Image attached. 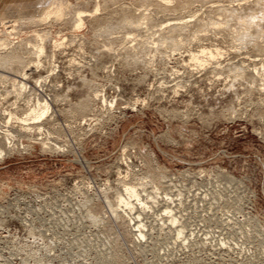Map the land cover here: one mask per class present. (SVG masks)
I'll use <instances>...</instances> for the list:
<instances>
[{
	"label": "rangeland",
	"instance_id": "1",
	"mask_svg": "<svg viewBox=\"0 0 264 264\" xmlns=\"http://www.w3.org/2000/svg\"><path fill=\"white\" fill-rule=\"evenodd\" d=\"M17 1L0 0V17H9L4 5ZM65 1L87 13L96 4ZM205 9L193 23L223 21ZM16 12L4 20L16 21L13 34L0 27V40L8 41L1 54L36 31L46 39L21 96L3 78L10 72L0 70V128L13 136L0 159V264H264V92L251 72L264 64V52L257 50L264 45V18L244 39L245 28L234 21L210 25L203 35L197 27L186 30L174 51L157 28L166 19L162 11H150L146 30L131 33L145 43L155 39L153 46L123 41L127 30L96 32L92 20L73 38L53 18L34 29L23 26V14ZM118 13L111 19H121ZM52 40L64 42L53 49ZM199 47L217 48L219 55L201 68L188 58ZM22 56H31L30 66L37 62L36 55ZM94 91L107 104L92 101L77 114L79 101ZM37 95L51 108L37 125L43 131L30 135L17 119L25 118ZM4 141L0 147L7 150ZM121 182L136 188L144 207L135 200L129 211L116 206ZM135 216L142 240L126 225Z\"/></svg>",
	"mask_w": 264,
	"mask_h": 264
},
{
	"label": "bare ground",
	"instance_id": "2",
	"mask_svg": "<svg viewBox=\"0 0 264 264\" xmlns=\"http://www.w3.org/2000/svg\"><path fill=\"white\" fill-rule=\"evenodd\" d=\"M13 1V0H11ZM93 2L95 1L96 4H95V8L94 10L89 13L87 12H82L84 10H79V11H75L73 9H70L69 7V2L65 1V0H18L15 5L14 4H11L9 6H6L4 5V8L5 10L7 11V13L10 15L9 17H5V18H2L0 17V27L4 29V32L6 31V34L8 35H11L13 34L12 32L14 31V27H15V24H16V21L13 20V21H8V22H4V20L6 18H13L16 13L17 10H20L21 13L23 14V16L21 17L20 21H22V25H27L28 26H32V28H36L35 26H40L42 25V23H45L53 18L52 20L56 23L57 22H60V23H65V26L67 27V29H70L69 31L71 33H69L71 36V38H73V34H76L77 32L79 33V30L81 28H83L84 26V21L85 20H88V22L90 20L93 21V24L92 26L95 28V29H102V31L104 30V32H111L112 30H124V33H125V30L127 31H130L129 33H125L124 38H121L123 41L125 40L126 42H132L134 41L135 44H136V41L138 40V38L136 39V36L134 37V35L136 34L135 32H138L141 31V29L143 28L144 24H145V21H151V16L149 17V15L151 14L150 11L152 12H155V11H158V13L161 14V12L159 11H162L163 14L166 13V19L162 18V20L160 21V26H158V30L160 29V32L163 33L165 32L166 36L164 37L165 38V41L164 42H168L170 41V45H171V49L172 50H178V47L182 44L181 40L184 38L183 36L185 34H189V32L187 31L185 33L186 30H189L193 31V29L195 27H197V32L199 33H204L203 31H206L208 29V27L211 25V26H215L218 24H224L225 26L228 24L230 25L229 22H235V26L238 27L237 25H239L241 27V29L243 30L245 28L248 29L246 30L247 33L245 32V30H243V34L241 35V38L244 39L245 37L247 36H250V34H248V31H249V28L251 27H254V28H260V22H262L263 18H264V0H253L254 2L250 3L251 1L250 0H215V1H211V0H124L125 2H128V6L127 5H120V3L123 2V0H101V2H99V0H92ZM94 2V3H95ZM11 3H14V2H11ZM125 4V3H124ZM127 4V3H126ZM117 5V6H116ZM126 6V7H125ZM75 7V6H74ZM73 7V8H74ZM94 7V5H93ZM115 7V8H113ZM78 8V6H77ZM118 8V9H117ZM202 8H206L205 10H208L210 13L212 12H215V14H221L222 15V18L223 21L222 22H219V20L216 18V20H218L216 23H209L208 20H203L201 21L200 19L196 20L195 23H193V18L195 19V14L196 12L200 11V9ZM113 9H117V13L119 11L120 13V18L119 20L117 21H114L113 19H111V15L113 13V16H114V12L116 11H112ZM137 11H136V10ZM105 12L106 14L103 15L102 17H96V14L98 12ZM134 11L138 12L139 14L136 16H134L133 13H135ZM171 12V15L172 13L175 14V16L177 17H174L173 15L170 17V13ZM119 13H118V16H119ZM169 13V14H167ZM177 13V14H176ZM190 14V15H187V14ZM19 14V13H18ZM21 14V15H22ZM153 14V13H152ZM151 14V15H152ZM155 14V13H154ZM117 14H115L116 16ZM159 15V14H158ZM162 15V14H161ZM187 15V16H186ZM65 16H70V19H66ZM117 16V18H118ZM170 17V18H167ZM20 17V16H19ZM153 17V16H152ZM211 17V16H210ZM65 18V19H64ZM115 18V17H114ZM150 18V19H149ZM154 18H157L154 17ZM153 18V19H154ZM149 19V20H148ZM164 19V20H163ZM211 19V18H210ZM214 19V18H213ZM51 20V21H52ZM192 20V21H191ZM50 21V22H51ZM90 21V22H92ZM210 21V20H209ZM212 21V20H211ZM210 21V22H211ZM221 21V20H220ZM49 22V21H48ZM47 22V23H48ZM87 22V23H88ZM153 22V20H152ZM5 23H7L6 25L10 24V26H6ZM55 23V24H56ZM150 23V22H148ZM148 23H146L145 25H148ZM154 23V22H153ZM152 24V23H151ZM232 25H234V23H231ZM23 25V26H24ZM91 25V24H90ZM150 25V24H149ZM223 25V26H224ZM34 26V27H33ZM217 26H215L217 28ZM221 26V25H220ZM219 26V27H220ZM26 27V28H27ZM29 27V28H30ZM48 27V26H47ZM145 27V26H144ZM150 27V26H149ZM25 28V27H24ZM253 28V29H254ZM16 29V27H15ZM38 29V28H37ZM93 29V28H92ZM150 29V28H148ZM147 29V30H148ZM152 29V28H151ZM195 29V30H196ZM210 29H214L210 27ZM227 29V28H226ZM240 29V30H241ZM252 29V28H251ZM27 30V29H26ZM146 30V27L145 29ZM154 30V28L152 29ZM157 30V31H158ZM215 30V29H214ZM219 30V28H218ZM258 30V29H257ZM96 31V30H95ZM94 29H93V32L94 34H98V35H101V33H95ZM150 31V30H149ZM210 31V30H209ZM208 31V32H209ZM212 31V30H211ZM255 31V30H254ZM42 32V31H41ZM96 32H101L100 31H96ZM105 32V34H106ZM132 32H134L135 34H131ZM148 32V31H147ZM156 32V31H154ZM185 33L182 35V33ZM195 32V31H193ZM257 33V31H255ZM260 32V31H259ZM16 33V32H15ZM22 33V32H21ZM39 33V32H38ZM37 31L36 33L33 32L32 35L34 36H31L30 39H25L23 41H21L19 44H17L16 47V50L13 48V50H6L8 52H5V53H0V70L1 71H7V72H12L11 74L10 73H6L10 76H12L11 78L9 77H3L4 80H7L9 81L11 84H12V88H13V93H15L16 97H19L23 94V92L25 91V84L23 83V81L26 80V77H27V74L26 72L27 71H32L34 68H37V65L39 64V57L40 56H43V52H44V39H46V36L45 35H38ZM77 33V34H78ZM123 33V34H124ZM192 33V32H191ZM201 33V34H202ZM237 33V32H236ZM5 34V35H6ZM47 34V33H46ZM104 34V33H103ZM102 34V35H103ZM111 34V33H110ZM160 34V33H158ZM197 34V33H195ZM233 34V33H232ZM261 34V33H260ZM16 35V34H15ZM24 35V34H23ZM73 35V36H72ZM139 35V34H138ZM145 35V34H144ZM157 35V34H156ZM162 35V34H161ZM160 35V36H161ZM192 35V34H191ZM200 35V34H199ZM203 35V34H202ZM264 35V34H263ZM262 35V36H263ZM107 36V35H106ZM146 36V35H145ZM153 36V35H152ZM180 36H182L183 38H181L180 40ZM186 36V35H185ZM188 36V35H187ZM186 36V37H187ZM190 36V35H189ZM3 37H4V33H3ZM6 37V36H5ZM19 37V36H18ZM30 37V36H29ZM102 37V36H101ZM112 37V36H111ZM192 37V36H190ZM193 37H195V35H193ZM192 37V38H193ZM236 37V36H235ZM237 37H240V36H237ZM264 37V36H263ZM7 38V37H6ZM47 38H48V35H47ZM69 38V37H68ZM71 38H70V41H71ZM76 38V37H74ZM144 38V37H143ZM145 38H148L145 37ZM151 38V37H150ZM160 38V37H159ZM158 38V40L160 41V39ZM164 38H162L164 40ZM178 38V39H176ZM197 38V37H195ZM194 38V39H195ZM64 41L65 38H63ZM61 39V41L63 40ZM82 39V38H81ZM153 39V38H152ZM151 39V40H152ZM190 39V38H188ZM193 39V40H194ZM74 40V39H72ZM147 40V39H146ZM145 40V41H146ZM155 40V39H154ZM146 42V43H150V45L152 44V46L155 44V42ZM197 40V39H196ZM53 41V40H52ZM63 41V42H64ZM69 41V40H68ZM122 41V43H123ZM141 42V44L145 43V41H141V40H138L137 42ZM156 41V40H155ZM158 41V42H159ZM8 41H3V40H0V51L1 50H5L6 47L8 46ZM63 42H58V40H55L53 41L52 43V47L53 49H56V48H59L61 47V45H63ZM72 42V41H71ZM70 42V43H71ZM76 42V41H75ZM164 42H160L162 45H169V44H165ZM256 42V41H255ZM258 42V41H257ZM12 43V42H11ZM47 43V42H46ZM50 43V44H51ZM69 43V45H70ZM73 43V42H72ZM71 43V44H72ZM145 43V44H146ZM164 43V44H163ZM169 43V42H168ZM137 44H140V43H137ZM158 44V43H157ZM144 45V44H143ZM156 45V44H155ZM169 45V47H170ZM259 45V44H258ZM129 46V44H128ZM133 46V45H131ZM129 46V47H131ZM140 47H142L141 45H138ZM145 46V45H144ZM143 46V47H144ZM182 46V45H181ZM123 47V46H122ZM128 47L127 51L130 49ZM254 47V46H253ZM258 47L260 48L261 52L263 53L264 52V45L262 46H257V50H258ZM11 48V49H12ZM138 48V47H137ZM148 48H151V46H148ZM153 48V47H152ZM200 50L197 51L196 53H190L189 54V61L191 62H195V64L201 66V68L203 66H207V61H212L215 59V56L219 55V49L215 48V49H211V48H206V47H199ZM170 49V50H171ZM18 50V51H17ZM131 50H134L133 48ZM150 50V49H148ZM259 50V51H260ZM56 51V50H55ZM102 51H105L107 52V50H102ZM126 51V50H125ZM143 53L144 51L146 52V50H142ZM173 51V52H174ZM2 52V51H1ZM99 52V51H98ZM111 52L109 51L108 49V53ZM135 52V51H134ZM149 52V51H148ZM140 53L142 54L141 50H140ZM23 54H28V57H29V54H31L32 56H35L36 59H37V62L36 64L34 65H31L30 66V62L27 61V59L29 60V58L27 59H24L23 58ZM52 54V53H51ZM96 54V53H95ZM129 54H133V53H130ZM97 55V54H96ZM146 55V54H145ZM129 56V55H128ZM138 56V55H137ZM147 56V55H146ZM34 57V58H35ZM135 58V57H134ZM142 59V58H141ZM35 61V59H32ZM133 60H136V59H133ZM138 60V59H137ZM71 61V60H70ZM69 61V62H70ZM27 62V63H26ZM73 62V61H72ZM71 62V63H72ZM206 62V65H204V63ZM70 63V64H71ZM135 63V61H134ZM211 63V62H210ZM29 64V65H28ZM139 64V63H138ZM74 65V63H73ZM264 64H262V68H261V71L259 69H256L255 67L253 68V70L251 71L252 72V75L253 76H257L258 79L261 80V84L259 85L260 87V91L261 92H264ZM78 66V65H76ZM40 67V66H39ZM213 67V66H212ZM38 69V68H37ZM214 69V68H213ZM35 70V69H34ZM79 70V69H78ZM89 70V69H88ZM96 71V70H95ZM212 71V70H211ZM243 71V70H242ZM260 71V72H259ZM213 72V71H212ZM13 73H16V74H13ZM243 73V72H241ZM240 74V72H239ZM239 76V75H238ZM243 76V75H242ZM48 79V78H47ZM42 81V80H41ZM40 82L37 83V85L39 84ZM83 83V82H82ZM87 84H85L86 86ZM88 86V85H87ZM88 88V87H86ZM257 88V87H256ZM93 89V88H92ZM258 89V88H257ZM41 90V89H40ZM88 90V89H87ZM38 91V90H37ZM90 92V90H89ZM92 92V91H91ZM40 93V92H39ZM43 94V93H42ZM90 97H85L83 99H81L79 101V104L77 105V110L76 112H79L77 114H84L88 111L89 107H90V102L92 103V101H97V100H100L101 104L103 106H105L107 104V101L106 99L104 98L105 96H103L102 94H100V92H96L94 91L93 93H90ZM38 98H35V102L34 104L29 107L28 109V114L25 116V118H21V119H17L18 122L20 123L21 127H20V130L23 131V132H31L34 131H38V132H42L41 129L39 128V126H37L38 124H40L44 119L45 117L47 116L49 110H50V103L48 102V99H44L45 96H42L40 97V95L38 96ZM28 99V98H27ZM29 100V99H28ZM114 102V101H113ZM109 103V101H108ZM112 103V102H110ZM109 103V104H110ZM137 103V102H136ZM112 106V104H110ZM102 106V108H103ZM109 106V105H108ZM110 106V108H111ZM76 109V107H75ZM90 109H93V108H90ZM104 109V108H103ZM108 112V111H107ZM80 114V115H81ZM109 114V113H108ZM85 116V115H84ZM107 116V115H106ZM48 117V116H47ZM84 118V117H83ZM110 119V118H109ZM89 121V120H88ZM84 122V121H83ZM93 122V121H92ZM96 124V123H95ZM32 126V125H35V126H32V127H29V126ZM42 125V124H41ZM8 126V125H7ZM6 126V127H7ZM0 127H2L0 125ZM4 128V126L2 127ZM88 128V127H87ZM30 133V135H31ZM45 133V132H44ZM41 134V133H40ZM43 134V133H42ZM52 136V134H51ZM42 137V136H41ZM46 137V134L44 136V138ZM49 137V136H47ZM35 138V137H34ZM4 139L5 143H6V148H8L7 150H4L3 149V146L0 147V159L3 157L5 151H9V147L11 146V142L9 140H12L13 139V136L12 134L7 130V129H1L0 128V142L1 140ZM38 139V137H37ZM47 139V138H46ZM36 140V139H35ZM34 140V142H35ZM48 140V139H47ZM46 140V141H47ZM53 140V139H52ZM7 141H9L7 143ZM40 141V140H39ZM41 142V141H40ZM49 142V141H47ZM43 143V141H42ZM4 144V143H3ZM52 144V143H51ZM5 145V144H4ZM10 145V146H9ZM28 146V145H27ZM41 147L43 145H40ZM39 146V147H40ZM30 147V146H28ZM52 147V145H51ZM23 148V147H22ZM31 148V147H30ZM46 148V147H44ZM58 148V147H56ZM60 148V147H59ZM52 149H55V148H52ZM62 149V148H61ZM126 149V148H125ZM23 150V149H22ZM41 150V149H40ZM57 150V149H56ZM59 150V149H58ZM132 150V149H131ZM60 151V150H59ZM126 151L123 150L122 154H124ZM127 153V152H126ZM126 153H125V156H126ZM11 154V153H10ZM46 154V153H45ZM121 154V155H122ZM120 155V156H121ZM128 155V153H127ZM124 156V157H125ZM130 156V155H129ZM123 157V155H122ZM121 158L124 159L125 158ZM128 157V156H127ZM7 158V157H6ZM3 159V158H2ZM127 159V158H126ZM129 159V157H128ZM80 161V160H79ZM83 161V160H82ZM122 162V160H121ZM128 163V162H127ZM123 164V163H122ZM83 165V164H82ZM84 165H85V161H84ZM83 165V166H84ZM128 165V164H127ZM85 167V166H84ZM202 172V171H201ZM122 178V177H121ZM123 180V179H122ZM167 180V179H166ZM122 183V182H121ZM126 183V182H125ZM124 182L122 183L121 187H122V194H116V197H115V204L116 206H122L124 210H128V209H133V204L131 203L132 200H135L136 204L138 203L141 207H144L145 205L141 202L140 203V199L138 198V194H137V191H136V188H134L133 186H130V185H127L125 184ZM168 185V184H167ZM119 190V189H118ZM141 191V190H140ZM144 192V191H143ZM38 193V192H37ZM142 195V194H141ZM149 195V194H148ZM151 199V198H150ZM151 201V200H150ZM165 200H163L164 202ZM166 202V201H165ZM168 202V201H167ZM134 203V202H133ZM151 203V202H150ZM161 204V203H160ZM115 206V205H114ZM139 206V207H140ZM137 208V207H136ZM147 208V207H146ZM163 208V207H162ZM113 209V208H112ZM115 209V208H114ZM113 209V211H114ZM135 209V208H134ZM139 209V208H138ZM141 209V208H140ZM139 209V210H140ZM143 209V208H142ZM145 209V208H144ZM121 212H122V209L120 208ZM117 211V208L116 210ZM129 211V210H128ZM144 211V210H143ZM164 211V210H163ZM167 211V210H166ZM111 212V210L109 211ZM116 213V212H112L110 213L113 216V214ZM110 215V216H111ZM119 215V214H118ZM171 215V214H170ZM120 216V215H119ZM119 216H116V217H119ZM124 217V216H123ZM136 217V216H135ZM164 219V218H163ZM115 220V219H114ZM128 224L127 225V228L128 230L131 232V235L132 236H135L136 239L138 240H142V238L144 237V235L142 234L141 232V227H142V224L139 222V219H137V217L133 220H127ZM124 222V221H123ZM172 224L170 225H173L174 222H176V218L171 220L170 221ZM167 224V223H166ZM160 225V224H159ZM123 226V225H122ZM182 226V225H181ZM121 227V226H120ZM161 227V226H160ZM143 229V228H142ZM163 229V228H162ZM144 231V230H143ZM159 231V230H158ZM176 231V237H180L182 236V229L181 228H177ZM174 231V232H175ZM133 238V237H132ZM204 239V238H203ZM206 240V239H205ZM204 240V241H205ZM137 241V240H136ZM206 242V241H205ZM220 243V242H219ZM218 243V244H219ZM215 248V247H214Z\"/></svg>",
	"mask_w": 264,
	"mask_h": 264
}]
</instances>
